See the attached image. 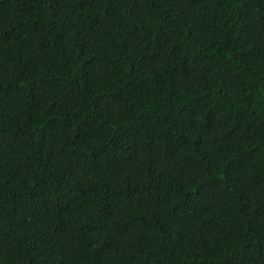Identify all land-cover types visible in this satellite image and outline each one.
I'll return each instance as SVG.
<instances>
[{
    "label": "trees",
    "instance_id": "16d2710c",
    "mask_svg": "<svg viewBox=\"0 0 264 264\" xmlns=\"http://www.w3.org/2000/svg\"><path fill=\"white\" fill-rule=\"evenodd\" d=\"M0 264H264V0H0Z\"/></svg>",
    "mask_w": 264,
    "mask_h": 264
}]
</instances>
